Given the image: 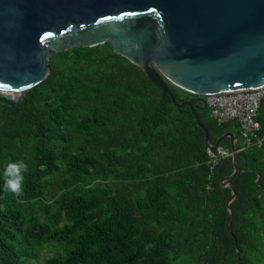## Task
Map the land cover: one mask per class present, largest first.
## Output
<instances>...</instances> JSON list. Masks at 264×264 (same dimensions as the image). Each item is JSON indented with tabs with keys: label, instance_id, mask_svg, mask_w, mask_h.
<instances>
[{
	"label": "trees",
	"instance_id": "16d2710c",
	"mask_svg": "<svg viewBox=\"0 0 264 264\" xmlns=\"http://www.w3.org/2000/svg\"><path fill=\"white\" fill-rule=\"evenodd\" d=\"M48 66L21 102L0 94V172L27 168L21 191L0 187V264H264V97L262 141L241 149L236 122L164 82L210 146L232 136L230 200L231 156L211 165L189 107L108 43ZM217 148L230 153L229 138Z\"/></svg>",
	"mask_w": 264,
	"mask_h": 264
},
{
	"label": "water",
	"instance_id": "95a60500",
	"mask_svg": "<svg viewBox=\"0 0 264 264\" xmlns=\"http://www.w3.org/2000/svg\"><path fill=\"white\" fill-rule=\"evenodd\" d=\"M108 43L175 107L188 106L204 144L214 145L192 101L175 104L170 86L204 97L264 85V0H0V94L13 106L49 73V58L73 48ZM13 95H11V94ZM228 219L231 217L230 209Z\"/></svg>",
	"mask_w": 264,
	"mask_h": 264
},
{
	"label": "built area",
	"instance_id": "2783aa9c",
	"mask_svg": "<svg viewBox=\"0 0 264 264\" xmlns=\"http://www.w3.org/2000/svg\"><path fill=\"white\" fill-rule=\"evenodd\" d=\"M263 97L264 85L250 90L211 94L204 97V102L210 117L217 123L236 122L241 138V149H245L252 144L259 146L262 141L257 137L259 124L256 121V114L259 101ZM214 151L212 153L207 149L211 165L215 164L217 158L231 156L217 147Z\"/></svg>",
	"mask_w": 264,
	"mask_h": 264
},
{
	"label": "clouds",
	"instance_id": "9594fccd",
	"mask_svg": "<svg viewBox=\"0 0 264 264\" xmlns=\"http://www.w3.org/2000/svg\"><path fill=\"white\" fill-rule=\"evenodd\" d=\"M27 171L26 165L23 161L17 160L14 162H8L3 171L0 172V180H2V189L4 191H10L11 193H18L21 191L24 181V173Z\"/></svg>",
	"mask_w": 264,
	"mask_h": 264
},
{
	"label": "rangeland",
	"instance_id": "374dc122",
	"mask_svg": "<svg viewBox=\"0 0 264 264\" xmlns=\"http://www.w3.org/2000/svg\"><path fill=\"white\" fill-rule=\"evenodd\" d=\"M38 263H41V260H39V262Z\"/></svg>",
	"mask_w": 264,
	"mask_h": 264
},
{
	"label": "bare ground",
	"instance_id": "6f19581e",
	"mask_svg": "<svg viewBox=\"0 0 264 264\" xmlns=\"http://www.w3.org/2000/svg\"><path fill=\"white\" fill-rule=\"evenodd\" d=\"M11 94V93H10ZM11 95H13V94H11Z\"/></svg>",
	"mask_w": 264,
	"mask_h": 264
}]
</instances>
